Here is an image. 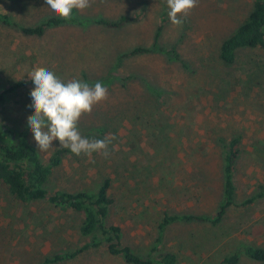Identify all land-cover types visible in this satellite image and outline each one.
Here are the masks:
<instances>
[{
  "label": "rangeland",
  "instance_id": "1",
  "mask_svg": "<svg viewBox=\"0 0 264 264\" xmlns=\"http://www.w3.org/2000/svg\"><path fill=\"white\" fill-rule=\"evenodd\" d=\"M90 3L77 15L139 18L121 28L67 23L28 35L21 26L56 15L46 0H0V16L9 19H0L1 125L25 131L39 152L27 124L35 87L29 73L44 67L62 81L75 78L90 86L109 77L102 83L107 98L81 116L78 129L90 140L114 134L110 155L65 152L47 189L93 192L110 178L114 202L107 224L119 225L123 243L140 255L153 245L164 211L212 215L218 210L225 154L220 138L241 136L235 167L238 205L217 224H171L163 246L178 254L179 264H226L224 259L236 252L238 264H264L242 250L264 247V197L240 205L264 184V50L242 49L231 65L219 58L221 42L250 13L252 0H198L186 16L178 14L181 25L171 23L167 0ZM154 44L175 48L179 59L150 51L119 61L135 47ZM60 147L54 140L52 148L39 152L42 160L48 163ZM81 224L78 213L47 199L23 203L3 185L0 264H43L54 253L76 249L90 239L80 233ZM49 264L130 263L100 246Z\"/></svg>",
  "mask_w": 264,
  "mask_h": 264
},
{
  "label": "trees",
  "instance_id": "2",
  "mask_svg": "<svg viewBox=\"0 0 264 264\" xmlns=\"http://www.w3.org/2000/svg\"><path fill=\"white\" fill-rule=\"evenodd\" d=\"M139 14H123L116 19L105 16L80 17L74 9L71 18L50 15L34 26H21V30L28 35H43L46 28L67 23L83 26L97 24L109 28H121L138 20ZM0 19L9 23L6 15ZM17 25L16 23H13ZM161 27L158 28L159 35ZM245 48H260L264 50V0H252V9L243 22L231 32L219 46V58L224 65L234 64L240 50ZM150 51L164 52L170 59H179L178 51L173 47H162L154 44L152 47L138 46L119 56L122 61L125 56ZM109 77L101 79L108 81ZM19 82L17 85L22 84ZM225 149L224 154V186L223 197L218 210L212 215L183 213L177 214L164 211L158 224L157 236L153 245L145 255H140L123 243L122 228L119 225L107 224L114 198L110 194L111 180L104 177L96 191L80 190L70 192L57 190L49 193L47 183L54 174V170L62 162L65 152L70 149L58 148L51 160L46 163L39 152L30 142L25 131L5 128L0 123V188L6 185L10 193L23 203L29 204L40 199L58 209L72 210L82 218L80 233L89 237V241L80 247L54 253L43 264L57 261L71 260L78 255L100 246H105L111 255L121 256L130 264H179V257L175 251L164 248V238L168 227L180 221L219 223L224 215L238 205L236 199L235 167L241 154V136L230 139L220 138ZM264 197V184L254 195L247 197L240 204L246 206L254 203L257 198ZM246 256L256 262L264 263V247L246 246L243 249ZM239 253H234L224 259L226 264H238Z\"/></svg>",
  "mask_w": 264,
  "mask_h": 264
},
{
  "label": "clouds",
  "instance_id": "3",
  "mask_svg": "<svg viewBox=\"0 0 264 264\" xmlns=\"http://www.w3.org/2000/svg\"><path fill=\"white\" fill-rule=\"evenodd\" d=\"M48 7L58 16L69 19L74 9L84 10L91 6L90 0H46ZM198 4V0H167L169 19L174 25L183 20L178 14L187 15ZM35 87L31 90L34 109L27 117V124L34 134L39 152L52 148V142L59 140L61 148L72 153L91 156L93 152H103L109 156L108 147L115 135L109 133L104 139H88L78 129V121L84 113H91L93 106L105 100L107 88L100 82L90 86L78 79L62 81L44 67H37L29 73Z\"/></svg>",
  "mask_w": 264,
  "mask_h": 264
}]
</instances>
